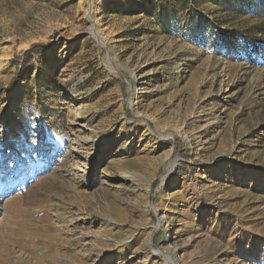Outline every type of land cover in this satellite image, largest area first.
Returning a JSON list of instances; mask_svg holds the SVG:
<instances>
[{"label": "rangeland", "instance_id": "374dc122", "mask_svg": "<svg viewBox=\"0 0 264 264\" xmlns=\"http://www.w3.org/2000/svg\"><path fill=\"white\" fill-rule=\"evenodd\" d=\"M0 264H264V0H0Z\"/></svg>", "mask_w": 264, "mask_h": 264}, {"label": "bare ground", "instance_id": "6f19581e", "mask_svg": "<svg viewBox=\"0 0 264 264\" xmlns=\"http://www.w3.org/2000/svg\"><path fill=\"white\" fill-rule=\"evenodd\" d=\"M139 98L140 97H138L136 100H134V103H137L139 101ZM76 117H84L83 112L79 111V113L76 115ZM116 152H121V151L119 150ZM116 154H118V153H116ZM131 177H132L131 175L123 174L120 178H122V179H129L130 178L131 180H133Z\"/></svg>", "mask_w": 264, "mask_h": 264}, {"label": "trees", "instance_id": "16d2710c", "mask_svg": "<svg viewBox=\"0 0 264 264\" xmlns=\"http://www.w3.org/2000/svg\"><path fill=\"white\" fill-rule=\"evenodd\" d=\"M42 45L40 44H34L32 48H38V47H41ZM30 52V50L27 51V53Z\"/></svg>", "mask_w": 264, "mask_h": 264}]
</instances>
